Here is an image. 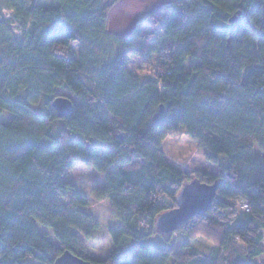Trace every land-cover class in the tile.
Listing matches in <instances>:
<instances>
[{"label":"trees","instance_id":"1","mask_svg":"<svg viewBox=\"0 0 264 264\" xmlns=\"http://www.w3.org/2000/svg\"><path fill=\"white\" fill-rule=\"evenodd\" d=\"M118 1L0 0V117L11 115L0 120V264H54L64 251L85 258L79 236L90 239L100 224L62 181L78 166L106 173L92 194L119 221L103 264H256L264 254V158L254 153L264 152V0H173L115 35L107 24ZM135 58L146 72L128 66ZM57 97L73 107L65 119L50 107ZM181 129L215 172L183 171L164 156L162 142ZM194 178L218 183L214 200L173 234L204 238L203 255L154 241L157 216Z\"/></svg>","mask_w":264,"mask_h":264},{"label":"rangeland","instance_id":"2","mask_svg":"<svg viewBox=\"0 0 264 264\" xmlns=\"http://www.w3.org/2000/svg\"><path fill=\"white\" fill-rule=\"evenodd\" d=\"M45 7L52 5L53 0H36ZM173 0H120L114 8L110 10L108 14L107 29L113 34L127 35L132 29L142 27L152 20L154 14L159 10L169 7L170 2ZM70 55L77 56V46L72 44L69 47ZM190 60L187 61V65L190 64ZM128 66L137 73L146 72L147 67L140 59H133ZM35 111H40V106H33ZM10 114L3 113L0 120L4 123H8L10 120ZM74 138H80L78 134H72ZM98 142L92 140L91 144H97ZM161 150L166 158L173 163L175 167L180 168L183 171H205L215 172L217 166L208 163L203 156V149L196 143L192 142L184 131L181 129L175 132L173 135H168L167 138L161 144ZM254 153L256 157L264 158V152L255 146ZM62 181L72 184L75 189L83 194L87 201L88 207L84 210L86 213L94 216L100 224V228L94 231L90 239L80 237L81 252H83L85 258L89 260H95L97 262L104 261V258L113 251V243L108 235V230L118 225L119 221L112 215V208L108 200L101 199L96 200L92 190L95 187H101L104 185V179L106 173L97 172L92 168L84 166H78L70 168L64 171ZM38 230L41 234L44 232H50V230L38 226ZM263 234V247H264V232ZM162 237L161 241H165L167 245L171 247L174 252H194L199 255L207 253L211 247V243L207 242L204 238H196L188 240L184 236H176L173 233L169 236H158L154 241L158 242V239ZM47 239L52 242H56L53 239L51 233L48 234ZM158 245L154 243L153 246ZM254 263L264 264V254L253 260Z\"/></svg>","mask_w":264,"mask_h":264},{"label":"water","instance_id":"3","mask_svg":"<svg viewBox=\"0 0 264 264\" xmlns=\"http://www.w3.org/2000/svg\"><path fill=\"white\" fill-rule=\"evenodd\" d=\"M230 22H235L232 18ZM50 107L55 112V116L59 119H65L72 111V105L66 97H57L53 99ZM162 108L155 113L153 120L160 117ZM218 183L207 185L194 178L185 183L175 198V207L157 216L155 220V231L159 235L169 236L179 230V227L192 217L201 216L211 206L216 194ZM54 264H103L95 260L87 258L80 259L68 251H64L56 259Z\"/></svg>","mask_w":264,"mask_h":264}]
</instances>
